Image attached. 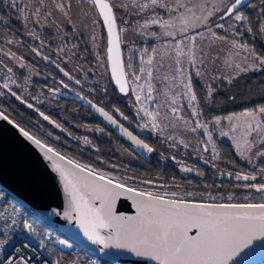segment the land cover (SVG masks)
Returning <instances> with one entry per match:
<instances>
[{"label":"snow or ice","instance_id":"1","mask_svg":"<svg viewBox=\"0 0 264 264\" xmlns=\"http://www.w3.org/2000/svg\"><path fill=\"white\" fill-rule=\"evenodd\" d=\"M96 9L99 10V15L103 18L104 26L107 28L108 34V60L111 63L112 78L119 86L121 93L129 91L127 80L125 79V66L120 62L118 57L120 47V35L125 31L124 28H118L114 16V7L110 0H89ZM209 0H143L137 3V0H132V4L139 9V12H144L148 9L160 8L169 14L168 19H164L159 15H154L139 25L140 28H148L149 25H158L162 30L160 33L155 31L150 35L159 40L163 37H172L175 41L174 51L176 53L177 68L175 71L181 76L184 75V68L179 59L180 56H187L188 63L196 70V75L201 76L202 68H197L199 63L201 66H206L207 59L210 53L197 44L198 38L203 40L205 32L211 38V44L216 41L226 42L230 45L229 52H235L239 56L245 53L243 59L248 65L241 67L236 64V69L239 72H247L249 70L261 71L264 70V55L260 54L254 46L248 42H240L236 39H229L225 35H220L209 26L210 18L216 17L219 22L214 24L216 29H225L226 25L223 23L226 19L231 21L227 25V29L232 31L234 35L239 36L242 33L237 30L236 25H244V30L251 33L252 19L245 9L256 11L257 22L259 24V32L264 34V0H260L259 5L253 0H212V6L208 7ZM52 4L65 16L69 13L65 10L64 3H57L52 0ZM173 4L175 5L173 7ZM3 5L16 13V18L20 20L25 28L31 22L36 25L41 24V17L45 21L48 16L52 15V10L47 6L45 0H29L25 3L24 0H3ZM122 6V5H121ZM126 7V6H125ZM182 10V11H181ZM0 20H5L4 15H0ZM177 22L180 27H177ZM71 24V19H68ZM203 27L205 31H198ZM169 29H175L169 30ZM27 35L38 39L36 31H30ZM7 43L12 44L13 40L9 39ZM41 46L44 42L41 41ZM167 46V45H166ZM187 49V51H185ZM36 56L42 57L45 61H50V57L43 55L42 52L36 48H31ZM158 51L157 47L151 48L152 53ZM197 52L201 53V58L197 60ZM5 55L10 56L16 60H20L15 52H9ZM144 55H147V60L142 61V64L151 65L153 63L152 56L148 54L147 49L144 50ZM3 61H0L2 64ZM52 63H55L52 61ZM23 67V63L20 64ZM56 67L65 77L73 80L74 77L63 67L56 64ZM132 68L131 64L127 65ZM9 73L13 69H7ZM145 71L144 67L140 68V72ZM152 69L147 71V77L152 78ZM141 76L135 75L133 80L138 81ZM188 82L184 84L186 95L189 98V105L192 107L191 115L199 117L200 112L195 107L197 96L193 91L190 76L187 77ZM9 81L15 84V80L11 77L5 76L4 83L0 84V89H7L8 92L21 103H27L21 95L9 88ZM63 83V81H61ZM76 84H80V80H75ZM64 88H69L67 83H63ZM143 88L144 85H139ZM52 91V89H49ZM58 91V90H57ZM132 93H136V87L131 89ZM209 97L214 89L209 86ZM5 95L0 91V96ZM80 96V93H77ZM81 99L85 97L80 96ZM137 102H140L142 97L135 95ZM144 99L153 101V88L148 84L147 96ZM208 97H206V100ZM87 103L91 105L106 121L113 126H119L123 135L128 137L134 145L143 148L148 153L154 151L144 140L139 139L133 135L131 131L119 124V120L114 118V115L109 111H105L103 107H98L92 100ZM175 104V99L172 100ZM28 108H33V104L27 103ZM6 110H0V120L7 121L8 124L17 128L20 133L36 145L44 152V158L51 161L52 171L58 176L59 182L62 186L63 195L65 198V206L63 211H58L56 208L52 209V214L62 216L70 224L75 223L76 227L83 234V237L92 245H99V253L109 255L106 250L116 249L127 252L136 257L140 264H234L238 258H241L245 250L251 251L254 247V241H260L264 244V202L260 203H196L186 200L184 198L177 199L176 192L147 191L134 188L129 184L116 180L114 177L108 176L106 173L98 172L96 169L81 165L68 159L66 163L71 165L72 169L78 171H71L70 169L61 166L53 157H58L60 161H64L65 157L53 150L51 147H46L40 139L30 135L28 131L15 124L8 115ZM115 113H118L124 120L129 117L116 108ZM143 112L144 117L149 119L138 125L141 130L147 129L151 125V131L155 132L160 129V124L157 123L159 112L148 111L141 106L137 110V116ZM172 113H176L175 107L171 108ZM39 115L51 124H55L57 128L61 125L51 120L48 115L40 112ZM220 117L214 118V123H220ZM229 121H235L231 124V131L235 133L237 128L241 131V143H237V149L243 147V151L239 154L243 157L246 152L252 150L253 145L260 143L261 149L254 153L255 157H264V104L258 105L252 109H245L239 113L225 117ZM243 121V123H240ZM191 121H186V124ZM197 129H203L204 135L207 136L208 142L212 144L215 149V144L212 142V134L208 130V124L196 120L191 131L195 132ZM63 130V129H62ZM103 131V129H98ZM251 133L256 135L250 141L248 139ZM162 134V130L160 132ZM51 135V133H49ZM221 136H228L229 133L221 131ZM172 139V137H168ZM232 139L235 141L236 137ZM87 143V140L85 141ZM183 143V141H181ZM51 154V155H49ZM215 158V156H213ZM207 162V161H205ZM252 158H249V163H252ZM182 171L190 172L191 168L182 167ZM203 175V173H198ZM257 173L243 174L237 173L236 180L256 181ZM259 175L264 176V166L259 169ZM145 184L151 181H144ZM245 189H255L257 193H264V183H245L238 185ZM186 195L191 196L193 193L189 192ZM120 197H126L132 201V206L135 208V215L117 214L116 202ZM213 199H215L213 197ZM232 199L231 196L228 197ZM247 201L248 197L245 196ZM264 201V196L261 197ZM19 209H14V213L7 217L11 219V224L5 223L3 230L0 231V251L12 240L11 232H16L19 226V221L15 217V213ZM31 214V213H29ZM0 219H6L5 214L0 212ZM39 219V218H37ZM33 222L24 219L22 231L32 238L33 242L36 239V229ZM17 226V227H14ZM191 233V234H190ZM48 237H41L39 239V248H46L45 241ZM64 247L71 248L72 245L66 240L57 241ZM36 249L32 244L26 241L14 243L11 245V250L0 259V264H37V257L34 255ZM51 251V249H49ZM96 251L95 249L93 250ZM44 264H48L47 261ZM55 264H60L59 260ZM71 264H78L77 261H72ZM91 264H98V261L93 260Z\"/></svg>","mask_w":264,"mask_h":264},{"label":"trees","instance_id":"2","mask_svg":"<svg viewBox=\"0 0 264 264\" xmlns=\"http://www.w3.org/2000/svg\"><path fill=\"white\" fill-rule=\"evenodd\" d=\"M253 2L259 5L260 0H253ZM258 10V7L255 11L245 9L252 19L253 32L249 33L252 35L257 34L259 29L256 17ZM248 37L249 35H246L242 42H248L260 54L264 55V44L260 40L252 41ZM125 66L127 71L126 60ZM0 80L3 79L0 78ZM108 82L110 84L109 80ZM192 85L197 96L196 104L203 120L226 116L264 104V70H250L235 76L228 82L219 81L213 88L214 91L210 97L207 88L202 83L192 79ZM110 93L108 96H110L111 103L120 110H122L120 105H124L125 110L123 109V112L125 111L124 113L134 118L132 111L123 100V96L117 95L113 85ZM114 97L119 104L115 102ZM206 97H208L207 100ZM31 102L34 107L30 109L25 103H21L12 95L5 93V95L0 96V110H6L5 114L13 122L67 158L81 165L94 168L98 172L106 173L108 176L134 188L143 190L141 181L151 180L158 184V191L161 193L176 192L177 199L182 197L186 200L218 203L264 202L261 200L264 193H257L255 189H245L238 186L244 183L242 180L235 179L237 173L243 175L253 173L256 170L240 162L233 145L220 139L217 134H214L213 138L218 159L215 163L210 162L214 165L213 167L202 166L197 158L185 153L181 148L179 152L167 148L164 143H160L153 136L150 137L149 146L154 151L149 153L147 160L133 153L129 147L128 151L134 159L125 158L120 153V149H123L119 143L122 142L120 137L113 133L110 140L102 141L99 135L91 133L92 128H97L98 122L95 119H99V117L87 107H79L75 102L67 103L64 99H57L55 96L54 99H49V102L35 103V101L28 99V103ZM36 111L43 112L61 125L60 130L52 128L58 133L57 136L49 135L50 130L45 129L42 125L46 122ZM85 137L88 138L86 139L87 143L83 139ZM258 165L259 167L264 166V161ZM182 166L191 168L192 171H182ZM198 173H203V175H198ZM246 183L263 182L258 177L256 181H247ZM189 192L193 195H186ZM245 195L253 200L245 201ZM229 196L232 197L231 200L228 199ZM101 264L114 263L101 259Z\"/></svg>","mask_w":264,"mask_h":264},{"label":"rangeland","instance_id":"3","mask_svg":"<svg viewBox=\"0 0 264 264\" xmlns=\"http://www.w3.org/2000/svg\"><path fill=\"white\" fill-rule=\"evenodd\" d=\"M123 1V0H116ZM139 3L143 2V0H137ZM34 2V0H33ZM57 3H64L65 10L68 11L69 15L68 17H65L53 4L52 0H47V6L51 8L52 15L49 16L50 19L53 18H62L64 17V24L63 28L70 26L73 27V19L71 14L73 12H80L82 10H85V15L81 16L80 18L86 23L89 24V21L93 23V18L90 16L89 13V0H56ZM194 2H199V0H194ZM29 3V2H27ZM88 4V7H87ZM127 6L128 4H124ZM175 5L173 4V7ZM208 7L212 6V0H209V3L207 5ZM158 8V7H157ZM160 9V8H159ZM259 9V8H258ZM152 10V9H148ZM162 14L159 15L160 17L164 19L169 18V14L165 12L163 9ZM248 11L251 9H247ZM182 11V10H181ZM141 12H139V9L135 7L134 16L139 18ZM164 13V14H163ZM128 16H131L129 12L126 13ZM77 15V14H76ZM155 13L152 12V15L149 18H152ZM149 16V15H147ZM126 17L124 16L123 19ZM147 18V19H149ZM68 19H71L72 23H68ZM145 19V20H147ZM144 20V21H145ZM138 22V19H136V22ZM141 22V21H140ZM219 22L217 18L214 16L210 18L209 26L213 27V30L219 33L220 35H225L229 39H236L242 42V40L245 38L246 35H249L248 38L252 41H261L264 44V34H261L258 29V33L252 35L249 34V32L244 30V25L237 24L236 28L239 30L242 35L236 36L234 33L227 29V25L229 23H232L229 20L223 21V23L226 25L225 29H216L214 27V24ZM100 21L98 17L95 15V30H93V34L95 32V49L93 50L94 43L89 41V46L91 47V51L88 53L91 55L92 61L91 66L90 64H87L89 62V55L88 53L80 54V59H83L86 63L83 64V71L84 68H87L88 73H90V77L85 79V84L87 86L96 85V88L99 89H106V82L109 84L108 80L109 74L107 71V63L105 59V50L102 45V40L100 39V42L98 41L99 32H102L101 26L99 27ZM91 25V24H89ZM92 26V25H91ZM134 24L125 25V31L123 32V35L125 34V37L132 35L136 36V33H138V30H135L133 28ZM177 27H180L179 23L176 24ZM139 30V26H137ZM169 30H175V29H169ZM198 31H205L203 27L200 29H197ZM126 31H129L126 36ZM162 30L158 28L157 33H160ZM104 34H102L101 37H103ZM143 35V34H142ZM145 40H151L154 41L155 44L153 46L157 47L158 51L156 53H152L151 49H148L146 45H142L136 48L133 43H126V51H125V60L126 65L131 64L132 68L127 67V79L129 83V93L126 96H123V100L127 103V107L130 108V110L133 113V116L136 118L137 122L139 124L146 122L149 118L144 117L143 112L139 113V117H142L143 119L138 118L137 116V110L143 106L148 111L152 112H159L160 116L157 117V123L160 124V129L153 132L151 131V125L149 124L148 128L146 129L151 137L153 136L154 139L162 140L167 142L169 145L176 146L180 148L185 152L189 153L195 158L204 159L205 161L215 163L218 159V153L215 149H213L212 144L208 142V138L206 135H204L203 129H197L195 132L191 131V128L194 127V124L197 119L200 120L202 123L208 124V130L212 134V142L215 144L213 135L217 134L220 139L226 140L230 142L235 152L240 160V162L244 163L246 166L255 169V173H257V178L260 177L262 179V182L264 183V176L259 175V163L264 161V157H255L254 153L261 149V145L259 142H257L255 145H253L252 150L250 152H246L245 155L242 157L239 153L243 151V147L241 149H237L236 144L241 143L240 140L241 137V131L239 128H237V131L233 133L231 131V124L235 121H229L225 119V117H228L232 115L233 113H230L226 116H217L220 117V123L216 124L214 123V118L212 117L210 119L203 120L202 115L200 113V116L193 117L191 115L192 107L189 105V98L184 95L186 92V89L184 88V84L188 82L187 77L190 76L191 83L192 79H195L202 83L203 86H205L207 89L209 86L212 88H215L216 85L219 83V81L222 82H228L235 76L243 73L239 72L238 69H236V64H240L241 67H247L248 65L245 63L243 57L245 53H241L239 56L235 55V52H229L230 45L226 42L216 41L214 44H211L209 47V44L211 43V38L207 32H205V38L203 40H200L198 38L197 44L204 48L205 51L210 53V57L207 59L206 66H201L199 63H197V68H202V74L201 76L196 75V70L192 68V66L188 63L187 56H180L179 59L181 61V65L184 68V75L181 76L179 73L175 71V69L178 67L176 64V53L174 51V43L175 41L172 39V37H161L159 40H157L155 37H146ZM167 45V46H166ZM147 49L148 54L152 56L153 63L151 65L148 64H142V61L147 60V55H144V50ZM187 51V49H185ZM201 53L197 52V60L201 58ZM7 57V56H6ZM3 61L2 59H0ZM6 65L3 66L0 64V78L3 80H0V84L4 83L5 76L11 77V74L7 71L11 65H9V62L3 61ZM22 63V62H21ZM20 63V64H21ZM20 64H17V67L19 69ZM24 67V66H23ZM126 67V66H125ZM144 67L145 71L143 73L140 72V68ZM93 68L92 70H89ZM152 69V78L149 80L147 77V71L148 69ZM250 71V70H249ZM30 73L32 71L28 70V76H30ZM135 75L141 76V79L138 81H134L133 78ZM11 80H13L11 78ZM111 81V80H109ZM26 84V83H25ZM148 84L152 85L153 88V101H148L144 99V97L147 96V88ZM13 83L9 81V88L12 89ZM29 86L31 85L28 84ZM110 87H112V83L110 82ZM139 85H144L143 88H140ZM133 87H136V93L133 94L131 89ZM5 93L10 94L7 89H2ZM6 90V91H5ZM41 91L38 92L36 95H30L27 90H24L25 92H21L18 95H21L22 98L28 103V99H31L35 103H41V102H49V99H54V95L52 93L44 91L42 88ZM11 95V94H10ZM135 95H140L142 97L140 102H137L135 99ZM28 99H27V98ZM175 99V104H172V100ZM47 100V101H45ZM27 103H25L27 105ZM32 104V102H31ZM175 107L177 109L176 113L171 112V108ZM195 107L199 111V108L195 102ZM242 112V111H240ZM239 113V112H237ZM39 114V113H38ZM43 119V118H42ZM45 121V120H44ZM186 121H191V123L186 124ZM240 123H243L241 121ZM58 130V128H55ZM91 133H96L97 135H103V131H99L98 128L94 127L92 128ZM162 130V134H160ZM90 131V130H89ZM221 131L228 132V136H221ZM107 136V134H104ZM255 133H251L248 137V139L251 141L253 137L255 136ZM235 136L236 140L234 141L232 137ZM87 137V136H86ZM83 138L84 141L88 138ZM168 137H172V139H168ZM183 141V143H181ZM164 143V142H163ZM120 153L125 158H133L132 154L125 149H120ZM177 152V151H176ZM215 156V158H213ZM249 158H252L253 162L249 163ZM134 159V158H133ZM184 167V166H182ZM181 167V168H182ZM185 168V167H184ZM142 180L141 187H143V190L147 191H158L159 187L158 184L155 182L145 184ZM247 181H243L242 183H246ZM252 182V181H251ZM246 196V195H245ZM248 197V195H247ZM253 199L248 198L247 201H251ZM251 203V202H248Z\"/></svg>","mask_w":264,"mask_h":264},{"label":"flooded vegetation","instance_id":"4","mask_svg":"<svg viewBox=\"0 0 264 264\" xmlns=\"http://www.w3.org/2000/svg\"><path fill=\"white\" fill-rule=\"evenodd\" d=\"M24 2L27 3L29 2V0H24ZM45 2L47 4V0H45ZM110 3L113 5H117V7H114V14L118 23V28L120 27L125 28V25L128 26L134 24L133 28L135 30H138L136 36L132 35L131 38L130 36H127L129 31H126L127 37H125V34L123 35V32L119 33L120 41L123 49V58H125L126 55L124 52L126 51V46H125L126 43H130V44L133 43L134 46H136V48L142 45H146L148 49H151L153 47V44H155V42L151 40H145V38L152 37L150 33L153 31L157 32L159 26L149 25L148 28L146 29L142 28L141 30H139L137 26L143 24L144 20L152 15V12L155 13L156 15H161L162 10H160L159 8H155L152 10H145L144 12H141L140 13L141 15L139 16V18H137L136 16H134L135 6L132 4V0H123L118 2H116V0H110ZM137 3L139 2L137 1ZM89 4L90 7L88 10L90 16H92L93 18V23L89 21V24H91L92 26L86 24L80 18L81 16L85 15V10H82L80 12H76V13L73 12L71 14L72 19L74 21L72 28L70 26L63 28L64 17H62L61 19L59 17L50 19L49 16L47 17L46 21L42 16L40 25H36L29 22L28 27L25 28L24 24L16 18V13L6 8L3 5V0H0V15H4L6 17V21L0 20V59H2L5 62L8 61L9 65H11V68L13 69V72L10 74H11V78L15 80L16 83L12 85V90L15 91L17 94H20V91L25 92L24 90L28 89L30 95H34V93L36 95L38 92L41 91L40 89L42 88L44 91L52 93L55 97H57V99L62 98L67 103L75 102L79 105V107H87L82 103L80 99L74 97L75 93H80V95H82L83 97L92 100L98 106L103 107L105 111H109L110 113H112L114 115V118H117L124 127L130 130L132 133L138 135L133 125L122 122L118 113H115L114 110L117 107L111 103L110 96H108L111 94L110 93L111 87L109 84H107V82H106V86H107L106 89L96 88V85H91L89 87L84 83L85 79L90 77V73H88L86 67L84 68L83 71V64H85L84 66H86V63L84 62L83 59H80L79 55L91 51V47L88 44L89 41L91 40L94 43L93 50L95 49V32L93 34V30H95V15L98 17L100 21L99 27L101 26L103 32V33L99 32L100 35L98 37V41L100 42L101 39L104 50L106 48V32L103 23L100 19V16L96 8L91 3ZM124 4H128V5L125 7ZM127 12H129L131 16H128L126 14ZM124 16L126 17L125 19H123ZM136 19H138L137 23H135ZM33 30L37 32L39 37L38 39H34L33 37L26 34L27 32ZM102 34L104 35L103 37L100 38ZM9 39L13 40L12 44L7 43ZM41 41L44 42L43 46H41L40 43ZM32 47L38 48L43 55L49 56L50 60L54 61L55 64H59L61 67L65 69V71H68L70 75L74 77L75 80H80L81 83L76 84L68 80L59 70L46 63L45 60L42 59V57L36 56L35 53L32 52L31 50ZM9 52H15L17 57H20L21 59L16 60L8 55H5L6 53ZM88 55H89V62H87V64H90L89 66H91L92 58L89 53ZM105 59H106V52H105ZM21 62L23 63L24 67H19L18 69L17 64H20ZM1 65L5 66L6 64L3 62ZM92 69L93 68L89 70ZM28 70L32 71V73H30V76H28ZM107 71H108V67H107ZM61 81H63V83H67L69 85V88H64L63 83H61ZM30 83L31 85L29 86L28 84ZM49 89H52V91H49ZM99 90L100 93H98ZM117 95L120 96L118 92ZM114 100L116 103H118L115 97ZM120 107L122 108V110L120 109L119 110L123 112V109L125 110L124 105L123 106L120 105ZM124 114L127 115L126 113ZM127 116L129 117L128 120L130 122H134L137 125H139V123L137 122L134 116H133L134 118H131L132 116L129 115ZM95 121L98 122L97 128L103 129V135H99L102 141L110 140L111 137L113 136V133L117 137H120L100 117L99 119H95ZM45 122L46 124H42L43 127L45 129L50 130L51 135L53 134L52 136L54 135L57 136L58 133L53 131L52 129V128H57L55 124H51L48 121ZM58 129L60 130L61 128ZM104 134H107V136H105ZM138 136L142 140H144L145 143L150 145L151 136H149L148 138H143L140 135ZM120 138L122 142L119 143H121L122 148L128 150L129 147V149L133 151L130 144L122 137ZM133 153L135 152L133 151Z\"/></svg>","mask_w":264,"mask_h":264},{"label":"water","instance_id":"5","mask_svg":"<svg viewBox=\"0 0 264 264\" xmlns=\"http://www.w3.org/2000/svg\"><path fill=\"white\" fill-rule=\"evenodd\" d=\"M96 10L99 14V10L98 9ZM100 19L103 23V18L101 16ZM104 29L106 32L105 52H106V60H107L109 76L117 92L122 96H126L129 93V91L127 93H121L119 90V86L112 78L111 63L108 60V52H107L108 49L107 28L104 26ZM118 57L120 62L125 66L121 41H120ZM45 62L48 63L50 66L59 70L56 67V64L52 63V60ZM66 78L68 79V77ZM125 79L127 80L128 83L126 67H125ZM70 81L75 83V79ZM128 88H129V83H128ZM80 96H78L77 93H75L74 97L80 99L82 103L89 108V110H91L101 119H103L114 130V132L117 135L125 139L130 144L133 151L140 158L144 160H147L149 158V153L146 150L134 145L128 137L122 134L119 126L111 125L91 105L87 103L89 99L87 98L81 99ZM120 118L122 122L133 125L134 128L136 129V132L141 137L148 138L150 136V133L146 129L141 130L136 123L130 122L129 120H124L122 117ZM119 124L121 123L119 122ZM133 135L136 134L133 133ZM138 135L136 136L139 139H141ZM159 142L160 143L164 142L167 148H171L177 152L180 151L178 147L169 145L165 141L159 140ZM46 147H50V146L46 145ZM64 157H65L64 161H60L58 157H53V160H56V162L59 163L61 166L66 167L73 172L78 171V169H72L71 165H68L66 163V161L69 158H67L66 156ZM199 162L202 166H207V167L214 166L212 163L208 161L205 162L204 159H199ZM0 188L4 190L6 193H8L10 196H12L13 198L17 199L19 202L24 204L25 206L31 208L37 217H39L46 223L55 226L65 236L72 239L74 242L92 251L95 249L96 251L93 252L101 259H105L114 264H140V262L136 257L122 250H116V249L106 250V252L110 253L109 255H104L102 253H99L98 249L100 246L92 245L90 242H88L83 237V234L76 227L75 223L70 224L66 219H63L62 216H56L52 214L53 208H56L58 211L61 212L63 211L65 206V198L63 195L62 186L59 182L58 176L55 172L52 171L51 161L46 160L44 158V152L41 149H39L36 145H34L31 141H29L26 137H24L17 128L13 127L12 125L8 124L7 121H3V120H0ZM189 201H193L196 203H218V202H207V201H196V200H189ZM221 203H225V202H221ZM116 211L117 214L135 215V208H133L132 206V201L127 199L126 197H120L117 200ZM253 245L254 247H252L251 251L246 249L245 253L242 254L241 258H238V260L235 261L234 264H264V244H261L260 241H254Z\"/></svg>","mask_w":264,"mask_h":264},{"label":"built area","instance_id":"6","mask_svg":"<svg viewBox=\"0 0 264 264\" xmlns=\"http://www.w3.org/2000/svg\"><path fill=\"white\" fill-rule=\"evenodd\" d=\"M14 209H19V211L15 213V217L19 221V226H14L17 227V231L10 233L12 235V240L9 242V245H6L5 248L0 251V259L11 250L12 244L26 241L31 243L32 247L36 249L34 255L38 258L37 264H44L45 261H47L48 264H55L57 260H59L60 264H71L72 261H77L78 264H91V261L93 260H96L98 261V264H101V258L92 250L74 242L55 226H52L45 221L43 223V220L37 217L31 208L25 206L1 188L0 212L5 214L6 219H0V231L3 230L5 223L11 224V219H7V217H10L14 213ZM24 219H28L29 222L35 221V242H33L32 238L28 237L27 234L22 231ZM41 237H48L45 241L46 248L44 249L39 248V239ZM59 240H66L72 245V247L67 248L60 245L57 243ZM49 249H51V251H49Z\"/></svg>","mask_w":264,"mask_h":264}]
</instances>
